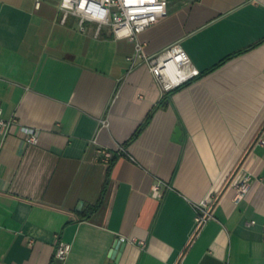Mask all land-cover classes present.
Returning <instances> with one entry per match:
<instances>
[{
  "label": "crops",
  "instance_id": "1",
  "mask_svg": "<svg viewBox=\"0 0 264 264\" xmlns=\"http://www.w3.org/2000/svg\"><path fill=\"white\" fill-rule=\"evenodd\" d=\"M168 1L139 41L189 53L201 75L175 91L62 0H0V105L18 120L0 134V264H264V0Z\"/></svg>",
  "mask_w": 264,
  "mask_h": 264
},
{
  "label": "built area",
  "instance_id": "2",
  "mask_svg": "<svg viewBox=\"0 0 264 264\" xmlns=\"http://www.w3.org/2000/svg\"><path fill=\"white\" fill-rule=\"evenodd\" d=\"M168 9V0H62L61 3L63 19L67 20L71 15L77 16L83 30H85L87 22L93 21L98 24V32L103 27L110 26L116 37L137 41L136 53L130 57V60L134 64L138 60L146 62L166 91L173 90L201 74L200 69L193 64L189 53L180 43H175L154 55H148L139 41V35L164 18L168 14ZM17 122L15 117L6 118L4 109L0 105V134L3 137L11 132ZM22 130L25 132V140L28 143H38L39 136L34 129L23 127ZM117 152L122 154L125 152V148L120 146ZM99 153L101 160L109 163L115 155L113 150L107 148H100ZM234 186L237 190L235 200L238 202L249 192L251 176H245L236 181ZM156 188L159 189V186ZM213 204V199H205L195 204V229L192 239L199 235L213 217ZM121 239L123 241L130 240L126 237ZM130 241L137 242L136 239ZM141 242L143 243V241ZM71 251L72 243L61 242L57 250V257L66 260Z\"/></svg>",
  "mask_w": 264,
  "mask_h": 264
},
{
  "label": "trees",
  "instance_id": "3",
  "mask_svg": "<svg viewBox=\"0 0 264 264\" xmlns=\"http://www.w3.org/2000/svg\"><path fill=\"white\" fill-rule=\"evenodd\" d=\"M264 40H262L261 42H263ZM261 42H259V43H257V44H255V45H253V46H256V45H258V44H260ZM252 46V47H253ZM247 50V49H246ZM245 51V50H244ZM244 51H241V52H244ZM240 52V53H241ZM235 54H233V55H229V56H227V57H225L224 59H222L219 63H217L216 65H214L210 70H214L215 68H217V67H219V66H221L222 64H224L227 60H229L231 57H233ZM201 75V74H200ZM182 86V85H181ZM181 86H179V87H177L175 90H177L178 88H180ZM174 89L173 90H171V91H175ZM117 153H115V155H114V157H113V159H112V161L111 162H113V161H115V159H116V157H117Z\"/></svg>",
  "mask_w": 264,
  "mask_h": 264
},
{
  "label": "water",
  "instance_id": "4",
  "mask_svg": "<svg viewBox=\"0 0 264 264\" xmlns=\"http://www.w3.org/2000/svg\"><path fill=\"white\" fill-rule=\"evenodd\" d=\"M178 131H179V130H178ZM115 254H116V251L113 252V255H115Z\"/></svg>",
  "mask_w": 264,
  "mask_h": 264
}]
</instances>
